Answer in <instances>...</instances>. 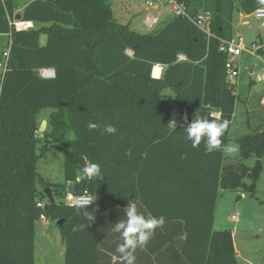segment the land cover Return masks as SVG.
<instances>
[{
    "label": "trees",
    "instance_id": "16d2710c",
    "mask_svg": "<svg viewBox=\"0 0 264 264\" xmlns=\"http://www.w3.org/2000/svg\"><path fill=\"white\" fill-rule=\"evenodd\" d=\"M180 2L190 17L211 13L210 34L184 16L141 34L116 20L111 0H28L22 10L15 0H0V36L9 51L0 76V264H35L36 223L48 219L60 229L65 264H125L110 229L130 200L144 215L166 220L137 249L135 264H238L232 233L213 229L215 209L221 189L255 193L264 129L248 120V132L235 138L241 161L223 166L224 154L184 139V114L188 122L200 110L233 123L237 95L220 46L233 40L236 5L244 16L261 6L257 0ZM19 12L33 28L16 31ZM155 65L163 66L159 79L152 78ZM43 70L54 77H43ZM44 109L51 113L40 134ZM172 119L175 131L167 127ZM90 122L100 129L89 130ZM107 124L114 135L103 131ZM52 145H61L65 156L64 180L55 184L38 172ZM251 156L252 168L244 164ZM86 161L101 166L102 178L80 174ZM71 182L76 195L87 191L94 198L91 207L56 202ZM48 187L55 203L44 194ZM86 210L94 211L95 222Z\"/></svg>",
    "mask_w": 264,
    "mask_h": 264
},
{
    "label": "rangeland",
    "instance_id": "374dc122",
    "mask_svg": "<svg viewBox=\"0 0 264 264\" xmlns=\"http://www.w3.org/2000/svg\"><path fill=\"white\" fill-rule=\"evenodd\" d=\"M15 1L20 10L28 2V0ZM149 2L152 6L148 5ZM111 5L118 22L124 25L130 23L131 29L141 34L160 29L173 17L172 9L166 0H111ZM237 7L236 5L232 21L233 40H238L240 37L247 46L253 42L260 43L261 39L264 40V32L257 26L255 28L244 23V15ZM159 14L162 16L158 17ZM149 15L158 19V23L153 28L145 24V19ZM41 41L45 42L44 36L41 37ZM6 51H8V40L0 36V63L5 60L3 53ZM239 68V76L229 78L235 86L238 117V121L234 122L231 137L235 135L236 130L247 133L248 120L252 128L264 129V60L262 57L244 55L239 61ZM3 70L0 67V76ZM249 70H253L252 75ZM50 113V109H44L39 113L40 126L43 121H49ZM72 137L70 135V138ZM230 141L237 143L235 139ZM50 149L49 153L39 160L38 172L48 183L55 184L63 181L64 148L61 145H52ZM240 161V151L232 156H223V166ZM255 162V156L244 160V164L250 168ZM245 182L249 184L250 180L245 179ZM56 202L66 203V196L57 195ZM35 228V264H65V245L56 221L40 220ZM213 229L215 232L232 233L238 264H264V158L263 170L254 194L242 188L220 190Z\"/></svg>",
    "mask_w": 264,
    "mask_h": 264
},
{
    "label": "clouds",
    "instance_id": "9594fccd",
    "mask_svg": "<svg viewBox=\"0 0 264 264\" xmlns=\"http://www.w3.org/2000/svg\"><path fill=\"white\" fill-rule=\"evenodd\" d=\"M257 3L261 6L257 8V14L264 15V0H257ZM184 120V139L190 141L193 148H199L201 143H203L206 153L221 152L226 156L235 155L240 151L239 144L231 141L225 144L223 140L225 133L230 128L231 120L213 117L211 113L207 116L201 115L200 110L194 113L191 122H188L187 113L184 114ZM87 127L89 130H98L101 126L90 122ZM167 127L175 131L178 127L177 121L172 119ZM103 131L109 135H114L116 128L111 124H107L104 125ZM186 158L185 154L182 159ZM80 174L85 178H102L101 166L97 163L86 161L83 168L80 169ZM80 199L82 204L87 203L85 198L82 197ZM123 211V218L112 224L110 230L119 236L120 243L117 245L116 251L125 261V264H135V252L137 249L145 248L154 237L156 230L164 227L166 220L163 216L144 215L139 211L136 200H130ZM84 215L87 219L95 222L94 211L86 210Z\"/></svg>",
    "mask_w": 264,
    "mask_h": 264
},
{
    "label": "built area",
    "instance_id": "2783aa9c",
    "mask_svg": "<svg viewBox=\"0 0 264 264\" xmlns=\"http://www.w3.org/2000/svg\"><path fill=\"white\" fill-rule=\"evenodd\" d=\"M166 3L171 7L173 16L187 17L191 19L200 29L205 31L207 34H210L209 24L212 17L210 12L201 11L200 13H198L196 18H193L188 15L184 4L181 3L180 0H166ZM148 5L152 6V3L149 2ZM251 16L255 18L257 27L262 32H264V15L257 14L256 10ZM157 23L158 19L150 16H148L145 20V24L149 28H153ZM14 26L16 31H26L33 28L34 24L32 22H17L14 20ZM220 51L225 53L228 57L225 65L228 77L236 78L240 73L239 61L244 55H247L249 57H262V59L264 60V40L262 39V42L260 40V43L253 42L251 45L247 46L244 44L242 38L239 37L238 40L235 41L232 40L231 42H222ZM3 57L5 60L4 62L0 63V67L5 69L9 57V51L4 52ZM178 58L180 61L186 60V57L184 55H179ZM41 75L45 78H52L54 77L55 73L52 70H43ZM82 197L86 199V204L81 203L80 198ZM65 204L69 207H91L94 204V198L87 191H85L81 195L67 194ZM38 206L42 207L43 204H39Z\"/></svg>",
    "mask_w": 264,
    "mask_h": 264
},
{
    "label": "crops",
    "instance_id": "0c3cea01",
    "mask_svg": "<svg viewBox=\"0 0 264 264\" xmlns=\"http://www.w3.org/2000/svg\"><path fill=\"white\" fill-rule=\"evenodd\" d=\"M150 16V15H149ZM162 15L161 14H159L158 15V17H161ZM243 17H245V16H243ZM146 20V19H145ZM130 24V23H129ZM162 71H163V66H161V65H155V67L153 68V72H152V78H154V79H159V78H161V76H162ZM249 73H250V75H252L253 74V70H249ZM166 98H167V100L169 101V102H173V100H174V95H173V92L171 91V90H167L166 91ZM215 116L216 117H218V114H215ZM235 121H238V117H237V105H236V110H235V114H234V118H233V123H232V127H231V130H230V133H229V138H230V140H234L236 137H238V136H241V135H243V134H245L246 132H240L241 130H236V133H235V135L234 136H232L231 137V132H232V130H233V126H234V122ZM47 127H48V121H47ZM237 128V127H236ZM47 129V128H46ZM238 129V128H237ZM51 150V149H50ZM49 150V151H50ZM49 153V152H48ZM47 153V154H48ZM46 154V155H47ZM44 158V157H43ZM64 164V163H63ZM45 180V179H44ZM63 180H64V174H63ZM46 181V180H45ZM47 182V181H46ZM63 182V181H62ZM48 183V182H47ZM72 183V182H71ZM49 184H51V183H49ZM70 184V183H69ZM69 184H68V186H69ZM68 186H67V189H68ZM67 191H66V193L64 194L66 197H67ZM238 255V254H237Z\"/></svg>",
    "mask_w": 264,
    "mask_h": 264
},
{
    "label": "water",
    "instance_id": "95a60500",
    "mask_svg": "<svg viewBox=\"0 0 264 264\" xmlns=\"http://www.w3.org/2000/svg\"><path fill=\"white\" fill-rule=\"evenodd\" d=\"M22 19V15H21V12H19L17 14V16L15 17V21L19 22L21 21ZM243 22L244 23H248L250 24L251 26L255 27L256 28V20L253 16H246L243 18ZM46 128H47V122L46 121H43L40 128H39V131L40 132H44L46 131ZM67 193L68 194H71V195H74L75 194V186H74V183H70L69 186H68V189H67ZM44 194L46 195L47 199L50 201V203H55V199L53 197V194H52V190L51 188H46L44 190ZM59 225H62V221L59 222Z\"/></svg>",
    "mask_w": 264,
    "mask_h": 264
}]
</instances>
